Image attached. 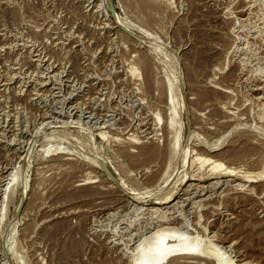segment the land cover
<instances>
[{
	"label": "rangeland",
	"instance_id": "1",
	"mask_svg": "<svg viewBox=\"0 0 264 264\" xmlns=\"http://www.w3.org/2000/svg\"><path fill=\"white\" fill-rule=\"evenodd\" d=\"M168 227L200 244L166 264H264V0H0V264H133Z\"/></svg>",
	"mask_w": 264,
	"mask_h": 264
},
{
	"label": "bare ground",
	"instance_id": "2",
	"mask_svg": "<svg viewBox=\"0 0 264 264\" xmlns=\"http://www.w3.org/2000/svg\"><path fill=\"white\" fill-rule=\"evenodd\" d=\"M116 14V16H117V13H115ZM123 23V22H122ZM128 24H131V23H128ZM124 25V26H123ZM123 25H120V28L123 30V27L124 28H126V27H128L127 26V24H125V23H123ZM134 26V25H133ZM129 28V27H128ZM127 28V29H128ZM131 29V28H130ZM129 29V30H130ZM140 29V28H139ZM141 30V29H140ZM143 30V29H142ZM132 31V30H131ZM125 32V31H124ZM134 32V31H133ZM144 32V31H143ZM136 33V32H135ZM145 33H146V31H145ZM137 35H139V37H140V39L138 40V41H141L142 39H143V37L140 35V34H138V33H136ZM149 34V33H148ZM131 36V35H130ZM146 36H150V35H146ZM150 38V37H149ZM152 38V37H151ZM155 47V46H154ZM156 48V47H155ZM157 49V48H156ZM158 50H160L159 49V47H158ZM170 55V54H169ZM168 55V56H169ZM172 97H173V95H171ZM172 97H170V99L172 98ZM175 98V97H174ZM168 99V98H167ZM172 100V101H171ZM170 101H171V111H172V113L170 114V118H171V122H172V124H173V126H175L174 124H176V123H178L177 122V118L178 117H180V116H177V114L179 115V113H177L178 111H180V113H181V110H178L177 111V104H178V101L176 102V98L175 99H171ZM168 104V103H167ZM168 106V105H167ZM170 106V105H169ZM170 108V107H169ZM182 111H183V109H182ZM159 113H157V115H158ZM182 114V113H181ZM160 116V115H159ZM157 118V117H156ZM160 118V117H159ZM182 119V118H181ZM179 121V120H178ZM182 121V120H181ZM170 123V122H169ZM180 123V122H179ZM183 123H180V126H178V127H180L179 128V130L177 131V134L175 135V138H174V143L172 142V144H173V147L174 148H177V146H180V141H181V125H182ZM178 127L176 128L175 127V129H178ZM183 127V126H182ZM174 129V130H175ZM174 132V131H173ZM198 137V135H197V133L193 130V133H192V136H191V130H190V133H189V142L190 141H195L196 139H198L197 138ZM165 139V138H164ZM197 142H199L198 140H196ZM195 141V142H196ZM191 142V143H192ZM193 144V143H192ZM191 144V145H192ZM196 144V143H195ZM184 146V148L187 150V147H185V145H183ZM192 147V146H191ZM173 148V149H174ZM182 149V148H181ZM195 149V148H194ZM194 149H193V152H194ZM176 150H178V149H176ZM175 150V151H176ZM174 151V150H173ZM177 152V151H176ZM181 152V151H180ZM196 152V151H195ZM173 153V152H172ZM183 153H185L184 151H183ZM192 153V152H191ZM98 155V154H97ZM100 155V154H99ZM184 155V154H183ZM195 155V154H194ZM193 155V156H194ZM197 155V154H196ZM186 156V155H185ZM198 156V155H197ZM197 156L195 157V158H197ZM85 157V156H84ZM95 157H96V155H95ZM94 157V158H95ZM102 157V156H101ZM201 157V156H200ZM200 157H198L200 160L202 159V158H204L203 159V162H208L209 160H211V159H209V158H206V157H202V158H200ZM93 158V157H92ZM91 158V159H92ZM93 158V159H94ZM104 157H102V159H103ZM183 158V157H182ZM193 158V157H192ZM197 158V160H199ZM84 159V158H83ZM88 159V158H87ZM86 160V159H85ZM89 160V159H88ZM97 161H98V159H96ZM193 160V159H192ZM91 161H93V160H91ZM90 161V162H91ZM89 162V163H90ZM94 162H96V161H94ZM184 162V161H183ZM220 162V161H219ZM100 163H101V167H102V170H103V172L105 173V177H109V179L111 180V176L109 175L110 173H113V171L110 169V167L108 166V164H107V162L105 161V160H100ZM100 163H98V164H100ZM212 163V162H211ZM92 164H94V163H92ZM96 165H97V163H95ZM95 164H94V166H95ZM212 164H214L213 165V168H221V167H223V164H222V162L221 163H212ZM21 168V167H20ZM21 170V169H20ZM226 170H227V168H226ZM228 172L227 173H233V171L234 170H232V169H228L227 170ZM20 172V171H19ZM14 174H16L14 177H13V180L16 178V176H18V178H17V180L19 179V175H18V173L16 172V173H14ZM114 174V173H113ZM115 175V174H114ZM260 175V174H259ZM259 175H257V176H259ZM256 176V177H257ZM104 177V178H105ZM115 177H116V179H117V181H118V184L116 185V184H114L113 183V181H112V184H114L115 185V187L117 186L120 190H122V191H124V188H123V185L121 184L122 182H120L119 181V179L117 178V176L115 175ZM248 177V176H247ZM23 178H25V177H23ZM176 178V177H175ZM251 178V177H250ZM11 180H12V177L10 178ZM9 179V180H10ZM105 179H107V178H105ZM170 179V178H169ZM247 179V178H246ZM17 180H15L16 182H17ZM88 180V179H87ZM91 180V179H90ZM108 180V179H107ZM123 180V179H122ZM167 180V179H166ZM165 180V181H166ZM14 181V182H15ZM19 181V180H18ZM20 181H21V179H20ZM24 181V180H23ZM84 181H86V180H84ZM249 181V180H248ZM254 181V180H253ZM13 182V183H14ZM25 182V181H24ZM83 182V181H82ZM88 182V181H87ZM10 183H12V182H9V184ZM17 183H19V182H17ZM27 183V182H26ZM84 183V182H83ZM83 183H80V184H83ZM89 183V182H88ZM8 184V183H7ZM14 184H16V183H14ZM13 184V185H14ZM84 184H86V183H84ZM127 184V183H126ZM126 184H124L125 185V187H126ZM165 183H163V184H161V185H163V186H165L164 185ZM11 185V184H10ZM12 185V186H13ZM18 185V184H17ZM12 186H9L8 185V188H11ZM16 186V185H15ZM26 186L28 187V185L26 184ZM113 186V185H112ZM162 186V187H163ZM126 188H128V187H126ZM131 188V187H130ZM160 188H161V186H160ZM207 188V187H206ZM12 189H13V187H12ZM25 189H26V187H25ZM28 189V188H27ZM9 190H11V189H9ZM128 190H129V192L131 191L129 188H128ZM160 190V189H159ZM132 191H133V189H132ZM149 191H151V190H149ZM148 191V192H149ZM153 191V190H152ZM138 192V191H137ZM146 192V191H145ZM142 193V192H141ZM150 193V192H149ZM153 193V192H152ZM155 193V192H154ZM131 194V193H130ZM138 194V193H137ZM156 194V193H155ZM170 194V193H169ZM132 195V194H131ZM142 195V194H141ZM151 195V194H150ZM134 196V195H133ZM133 196H132V198H133ZM139 196V195H138ZM158 196V195H157ZM151 197V196H150ZM166 197H167V195H166ZM136 198V197H135ZM161 198V197H160ZM167 198H169V197H167ZM166 198V199H167ZM139 199H141V198H139ZM158 199V198H157ZM164 199V198H163ZM146 200V199H145ZM131 203V202H130ZM164 203H167V201L164 199V201H156V205H162V204H164ZM155 206V205H154ZM154 208V207H153ZM155 208H156V206H155ZM159 209H160V207H159ZM162 209V208H161ZM173 219V218H172ZM18 222V221H17ZM163 225V224H162ZM180 226V225H179ZM12 227V226H11ZM161 227H163V226H161ZM165 227V226H164ZM167 227V226H166ZM158 230V229H157ZM183 231L180 229V227L179 228H172V227H168V228H166V229H160V230H158L157 232H155V236H154V240H152L153 242L150 244V245H148L147 243H149L148 241H146V243H145V241L144 242H142L141 244H139L138 245V247L136 248L137 249V251H136V256H135V258H134V261H132L133 262V264H166L167 262H169L171 259H173L175 256H179V255H191V254H193L194 255V253H195V251H196V249H197V246L200 244V242H199V244L197 243V242H194V244H189L188 242H186V239H184V237H185V234L182 236V233ZM153 238V237H152ZM151 238V239H152ZM186 238V237H185ZM196 241V240H195ZM7 243V242H6ZM145 243V244H144ZM191 243V242H190ZM2 245V244H1ZM6 245V244H5ZM8 246V245H7ZM9 247V246H8ZM2 248H3V246H2ZM11 248V247H10ZM200 248V247H199ZM201 249V248H200ZM200 249H198V250H200ZM12 250V249H11ZM197 250V251H198ZM3 252H4V250H3ZM8 253V252H7ZM6 253V254H7ZM14 253H15V251H14ZM14 253H9L10 254V256H11V259H13V262H14V264H19L20 262H19V258H17V255L15 256V254ZM4 254V253H3ZM17 254V253H16ZM199 256V255H198ZM7 257L10 259V257L7 255ZM196 257V256H195ZM5 258L6 257H4V260H5ZM8 260V259H7ZM203 261V260H202ZM196 262V261H195ZM222 259L221 258H219V256H218V264H222ZM6 263H7V261H6ZM202 263V262H201ZM200 263V264H201ZM204 263V262H203ZM8 264V263H7ZM12 264V263H11Z\"/></svg>",
	"mask_w": 264,
	"mask_h": 264
},
{
	"label": "water",
	"instance_id": "3",
	"mask_svg": "<svg viewBox=\"0 0 264 264\" xmlns=\"http://www.w3.org/2000/svg\"><path fill=\"white\" fill-rule=\"evenodd\" d=\"M111 10H112L113 13L116 12L115 7H114V4H113L112 1H111ZM123 30H124L127 34H129V35H131L133 38H135L136 40H139V39H140L139 35H137L135 32H133V31L127 29V28H124V27H123ZM190 130H191V127H190V125H189V133H190ZM109 175L111 176V180L113 181V183L117 185V184H118V181H117L115 175H114L113 173H110Z\"/></svg>",
	"mask_w": 264,
	"mask_h": 264
}]
</instances>
